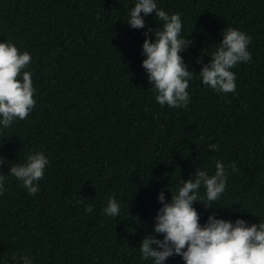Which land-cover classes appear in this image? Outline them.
Here are the masks:
<instances>
[{
    "label": "trees",
    "instance_id": "trees-1",
    "mask_svg": "<svg viewBox=\"0 0 264 264\" xmlns=\"http://www.w3.org/2000/svg\"><path fill=\"white\" fill-rule=\"evenodd\" d=\"M137 2L0 0V42L31 55L18 79L30 72L36 100L26 119L0 125V264L24 256L32 264H154L140 243L163 239L153 232L159 193L170 202L198 169L214 175L217 161L226 188L211 208L193 202L200 224L210 214L264 219V0H156L180 15L181 37L193 41L180 53L193 72L187 107L155 99L142 47L163 22L142 13L146 27L131 28ZM228 28L251 37L252 59L230 69L236 90L225 94L198 74ZM37 152L49 163L33 196L9 168ZM197 194L206 199L203 184ZM109 198L118 217L103 211ZM165 264L185 262L173 255Z\"/></svg>",
    "mask_w": 264,
    "mask_h": 264
},
{
    "label": "clouds",
    "instance_id": "clouds-1",
    "mask_svg": "<svg viewBox=\"0 0 264 264\" xmlns=\"http://www.w3.org/2000/svg\"><path fill=\"white\" fill-rule=\"evenodd\" d=\"M144 16L155 13L162 27L153 30L143 42L142 54L146 57L142 66L148 74L152 90L157 93L156 101L169 107H187L190 97L187 91L193 72L185 64L180 53L193 41L181 37L182 22L178 13L169 15L157 7L156 0H138L131 9L127 24L133 29L146 27ZM251 37L244 32L228 28L223 31V39L211 60L203 64L199 77L205 86L225 94L236 90V76L232 72L239 62H249L252 57L248 51ZM32 61L31 55L22 54L14 44L0 42V125L8 128L17 118L24 120L36 104L33 98L34 88L31 74L23 71L22 81L18 79L21 70ZM211 151L219 148L218 144L208 146ZM49 163L43 152L30 154L24 164L11 166L10 173L22 181L29 195L39 192L38 181L44 177V170ZM0 165L4 158L0 157ZM233 171H238L232 162ZM215 174L209 176L198 169L192 179L183 181L178 194L167 201L164 192L158 195L162 207L155 217L153 232L163 234V239L147 235L140 243L142 258L152 259L154 264H165L173 255L182 257L185 264H264V219L259 224L248 225L243 219L230 220L217 218L210 214L204 225L200 224V215L193 207V202H201L211 208L226 188V169L221 161L216 162ZM4 177L0 176V194L4 191ZM203 184L206 199L198 196ZM87 212L93 208L88 207ZM104 213L118 217L120 205L115 198H109ZM15 259V258H14ZM23 264H32L22 257Z\"/></svg>",
    "mask_w": 264,
    "mask_h": 264
}]
</instances>
